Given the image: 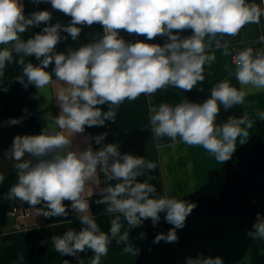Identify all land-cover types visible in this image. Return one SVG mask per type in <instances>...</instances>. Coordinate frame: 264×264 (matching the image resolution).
Listing matches in <instances>:
<instances>
[{"label": "clouds", "instance_id": "1", "mask_svg": "<svg viewBox=\"0 0 264 264\" xmlns=\"http://www.w3.org/2000/svg\"><path fill=\"white\" fill-rule=\"evenodd\" d=\"M49 2L54 9L70 16L71 23L46 26L25 41L20 34L29 27L47 24L51 13L37 11L26 17L20 0H0V46H4L0 47V78L7 65L18 63L23 66V75L16 79L25 88L33 85L41 92L53 81L52 74L45 69L54 62L55 78L64 85L55 97L60 114L49 117V126L41 134L16 136L5 153L16 162L17 182L4 198L19 199L30 206L43 202L47 209L43 211L45 217L67 216L64 201H70L82 227L79 231L69 229L53 236L51 243L60 255L77 256L91 250L94 254L91 264H101V257L107 256L112 240L123 244L125 253L137 254L129 232L121 234L120 216L133 229L149 218L156 226L160 213H165V221L173 227L167 234H158L153 242L177 241L176 230L185 226L187 216L196 205L174 197H156L154 185L137 180L144 175V170L156 168L154 162L121 154L114 144L104 145L97 151L91 146L83 151L73 150L72 137L83 133L85 126H103L105 121H115L125 100L134 101L142 94L151 95L168 86L191 91L204 81V66L216 60L214 54H207L213 43L217 48L223 47V55L231 54L228 44L222 45L218 37L237 36L245 25L258 23L264 10L249 0ZM94 23L103 28L101 38L77 50L69 49L67 54L56 51L61 39H67L61 37V31L77 40L81 32L77 25ZM185 29H191L192 35L181 38L179 31ZM121 30L145 36L149 41L166 36L168 42L163 46L143 41L126 42L120 36ZM173 30L178 31L174 34ZM258 41L264 43V35ZM14 54L19 55V60L14 61ZM33 55L39 64L25 63L24 57ZM232 62L234 68L226 70L230 77H235L240 88L225 78L214 84L210 96L202 103L187 98L176 105L161 103L150 110L153 135L170 138L173 148L177 143L200 146L221 164L230 160L237 140L241 145L248 141L253 121L248 113L239 118L229 116L222 124H217V117L221 106L228 110L244 104L245 88L257 93L264 91V49L247 47L236 51ZM106 103L109 104L107 111L97 107ZM255 115L264 121V111H257ZM8 123L16 125L21 119L11 118ZM105 136L106 133L95 136V143L101 144ZM26 153L32 159H25ZM98 170L108 186L99 189L101 198L96 204L105 205L106 214H119L111 219L108 233L101 230L90 212L89 202L82 195L87 185L97 183ZM3 181L4 176L0 175V184ZM248 235L264 240V216L260 213ZM78 264L84 261L79 260ZM186 264H224V261L219 256L200 255L187 258Z\"/></svg>", "mask_w": 264, "mask_h": 264}, {"label": "crops", "instance_id": "2", "mask_svg": "<svg viewBox=\"0 0 264 264\" xmlns=\"http://www.w3.org/2000/svg\"><path fill=\"white\" fill-rule=\"evenodd\" d=\"M254 4L264 10V5L260 1H255ZM57 23L67 26L71 23V17L60 11L51 13V20L47 24L41 23L39 26L29 27L20 34V38L26 41L33 37L35 29L42 31L44 27ZM77 26L81 28L77 40H72L66 32H60L61 37H67V39H61L56 45L58 53L67 54L69 49L77 50L98 40L103 35L102 26L98 23L91 26L86 24ZM177 31L173 30L174 34ZM179 35L183 38L191 36L192 33L184 34L179 31ZM262 35H264V16H261L258 23L245 25L235 37H218L222 45L228 44L231 54L223 55V47L217 48L213 43L207 54H214L216 60L211 65L204 66L205 79L193 89L211 91L215 83L225 78L230 79L233 86L240 88L235 77L228 75L226 68H234L232 62L234 51L247 47H252L254 50L264 49V43L258 41ZM122 38L126 42H137L133 35ZM141 41L163 46L168 42V38L157 36L149 41L144 36ZM13 58L16 61L20 57L14 54ZM24 60L25 63L39 64L34 55L26 56ZM7 67H16L23 75L22 65L12 63ZM54 67L53 62L45 69L52 74V83L41 92L33 86L35 93L33 95L27 91L21 110L0 113V175L4 177L15 168L16 162L5 156L14 138L41 134L42 130L49 126V117H56L60 114L55 97L64 85L56 80L53 73ZM244 91L246 92L244 104L235 105L228 110H224L221 106L216 122L222 124L229 116L239 118L248 113L253 121V127L249 130V139L254 135H259L264 142V121L259 120L255 115L257 111H264V91L257 93L249 88H245ZM188 92L168 86L151 95L142 94L134 101L125 100L120 105L116 120L105 121L101 131L92 133L85 127L83 133L73 135V150L83 151L91 146L93 151H97L104 145L114 144L118 146L121 154H132L154 162L156 168L151 171L144 170V175L138 177L137 180L147 181L154 185L156 197H174L196 205L187 216L185 226L176 230L178 240L171 243L164 240L159 243L153 242L158 234H167L173 227L165 221V213H160V220L156 226H153L149 218L133 229L123 216H120L121 234L124 231L129 232V240L138 250L137 254L125 253L124 245L112 240L108 246L107 256L101 257V264H186L187 258H196L200 255L213 258L219 256L224 264H264V240L252 239L248 235L256 223L251 216L248 214H213L206 197L194 195L208 183L210 171L222 167L226 162L218 163L200 146L177 143L173 148L170 146L172 144L170 138H157L151 131L150 110L161 103L176 105L188 97ZM98 106L102 111H107L109 108L108 103ZM11 118L21 119V123L16 125L8 123ZM104 133H106L104 140L101 144H96L94 137ZM236 144V150L243 145L240 144L239 139ZM25 159L32 158L26 153ZM96 181V184L87 185L82 194L90 204L91 214H93L91 198L100 194L99 189L108 186L105 176L99 170ZM111 183L114 184L115 181ZM27 207L28 213L19 221L9 209L6 222L0 226V264H64L65 261L69 264H78L79 260H83L84 264H91L94 255L91 250L80 252L77 256L60 255L52 246L53 236L62 235L69 229L77 231L74 221L48 223L41 205H28ZM116 215L119 214H112V219H115Z\"/></svg>", "mask_w": 264, "mask_h": 264}, {"label": "trees", "instance_id": "3", "mask_svg": "<svg viewBox=\"0 0 264 264\" xmlns=\"http://www.w3.org/2000/svg\"><path fill=\"white\" fill-rule=\"evenodd\" d=\"M254 3L255 0H249ZM41 32L40 29L33 31V37L36 33ZM184 34H191V29L182 30ZM22 76L16 67H7L4 71L3 78H0V113L13 112L21 110L24 106V99L30 87H24L16 78ZM8 90L5 92L3 88ZM210 96V91H199L192 89L188 92V97L192 102L202 103ZM99 107V106H97ZM92 133L102 130V126L88 127ZM242 160L248 163L259 173L264 174V142L259 135L252 136L245 144L239 147L232 155V158L220 167L210 171L209 181L202 186L194 195L206 197L211 213L213 214H248L257 221V213L264 216V182L258 187L253 186L250 190H242L240 181L241 177L238 173ZM143 182L142 180H138ZM17 182V170L14 168L8 175L4 177V181L0 184V226L7 220V212L14 205H26L19 199H5L10 187ZM250 193V194H249ZM100 194H96L91 198L92 215L96 219L102 231L108 233L110 229V221L112 215L104 212L105 205L96 204V200L100 199ZM67 216L64 217H46L48 223H56L62 221H74L77 231L82 227L78 215L71 209V202L64 201ZM44 211L47 209L42 202L39 204Z\"/></svg>", "mask_w": 264, "mask_h": 264}, {"label": "built area", "instance_id": "4", "mask_svg": "<svg viewBox=\"0 0 264 264\" xmlns=\"http://www.w3.org/2000/svg\"><path fill=\"white\" fill-rule=\"evenodd\" d=\"M255 1H260L264 5V0H255ZM20 2L24 6V15L26 17H30L32 13L37 12V11H48L50 13H55L59 12V10H56L52 7L51 3L49 0H20ZM103 31V28H102ZM127 35H133L137 41H141L144 36H138L135 33H127L126 31H120V36L124 37ZM233 48L235 49V45H233ZM236 51L233 52V55L235 54ZM26 81V78H25ZM30 87V94H35L33 90V85H29ZM11 213L18 219V221L28 213V207L27 206H22V205H14L11 208Z\"/></svg>", "mask_w": 264, "mask_h": 264}, {"label": "rangeland", "instance_id": "5", "mask_svg": "<svg viewBox=\"0 0 264 264\" xmlns=\"http://www.w3.org/2000/svg\"><path fill=\"white\" fill-rule=\"evenodd\" d=\"M238 173L243 177L242 181H240L242 190H250L253 186L258 187L264 182V174L256 171L247 160H242V165L239 166Z\"/></svg>", "mask_w": 264, "mask_h": 264}]
</instances>
